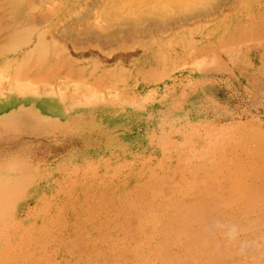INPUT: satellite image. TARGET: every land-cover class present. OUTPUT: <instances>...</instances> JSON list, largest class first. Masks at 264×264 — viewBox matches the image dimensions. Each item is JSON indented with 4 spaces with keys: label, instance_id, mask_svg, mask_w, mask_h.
Listing matches in <instances>:
<instances>
[{
    "label": "rangeland",
    "instance_id": "374dc122",
    "mask_svg": "<svg viewBox=\"0 0 264 264\" xmlns=\"http://www.w3.org/2000/svg\"><path fill=\"white\" fill-rule=\"evenodd\" d=\"M248 12L239 38L208 26L209 46L160 66L99 60L128 74L95 88L75 89L90 57L52 78L38 55L0 59V264H264V11Z\"/></svg>",
    "mask_w": 264,
    "mask_h": 264
},
{
    "label": "bare ground",
    "instance_id": "6f19581e",
    "mask_svg": "<svg viewBox=\"0 0 264 264\" xmlns=\"http://www.w3.org/2000/svg\"><path fill=\"white\" fill-rule=\"evenodd\" d=\"M64 1L66 10L57 12L50 9L55 7L54 3L47 7L48 0H0V59L7 64L21 59L28 65L38 55L40 67L50 65L45 72L49 78L59 75L61 63L66 66L78 62L72 53L95 59L90 74L99 73L94 83L80 81L75 85L76 90L95 88L99 79L128 74L122 68L114 75L117 70L100 64L99 60L107 63L111 59L127 61L140 56V60L149 61L148 66H160L167 59L209 46L212 34L206 27L224 29L228 31L224 37L230 32L239 38L242 21L246 20L242 10L264 11V0ZM70 3L75 7L70 8ZM81 5L86 6L84 11L75 15L79 8L76 6ZM261 14L260 22L264 23ZM195 27L199 28L196 32L190 31ZM154 72L153 66L146 71L147 74ZM71 73L68 68L64 77L69 78ZM142 73V68L135 69V74Z\"/></svg>",
    "mask_w": 264,
    "mask_h": 264
}]
</instances>
